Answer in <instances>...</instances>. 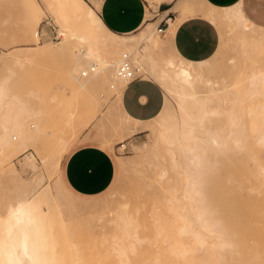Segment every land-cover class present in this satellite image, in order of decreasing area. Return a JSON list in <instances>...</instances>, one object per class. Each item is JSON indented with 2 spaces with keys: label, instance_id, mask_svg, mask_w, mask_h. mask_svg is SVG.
<instances>
[{
  "label": "rangeland",
  "instance_id": "rangeland-1",
  "mask_svg": "<svg viewBox=\"0 0 264 264\" xmlns=\"http://www.w3.org/2000/svg\"><path fill=\"white\" fill-rule=\"evenodd\" d=\"M48 1L0 0V68L2 67V59L7 54L11 56L13 53L29 50L30 46H36L43 42H50L55 45L61 41L62 36L60 35L59 24H57V20L61 17L58 11L61 5L50 3L48 5ZM87 1L90 2V0ZM253 9L257 18L264 21V0H256ZM64 13L63 15H65ZM193 14L191 11L186 16ZM239 25L237 23L229 24L226 21L217 24L220 30L218 46L211 57L203 60L206 61L204 64H200L201 61L194 63L182 58H176L173 64L170 62L169 65H166L165 62L172 57L174 58V55L170 52L167 55H162L160 48L163 44L162 34L157 32L156 28L154 30L153 28L151 29V37L155 35L160 40V47L156 48V52L151 51L152 55L145 48V44L149 41V38H144L138 44V48H136V50L138 49L137 53L142 54L138 65L142 68L144 75L150 73L161 83L164 91V101L161 109L147 122L130 117L123 110L121 101L110 95L108 83L102 82V80L96 77L88 79L82 76L78 78V81L73 80L70 76L68 77L71 64L66 62V53L59 54V56L58 54H53L41 57L32 64L23 63L22 65L12 60L9 61L0 71L5 91L4 106L2 105L0 109V123L5 118L3 115L20 103L31 105L35 116L27 121L25 136L20 140H16L22 141L21 148L11 152L13 157L6 161L5 170H0V221L4 217L8 204L13 203L18 198L25 199L31 203L38 223L47 235L45 241L49 243L50 248L58 251L59 255H61V252H64L62 253L64 258L68 255L71 257L70 250L81 249L83 256L88 257L89 261H92L94 264H117L113 262L115 261L113 243L118 241V239L111 237V235L115 234L113 233L115 232L114 219L117 217L116 212L119 205L128 201L129 195H124V193L127 192L132 197L136 194L137 196L135 195L134 198H136V202L140 206L145 205L144 199L145 201H149L152 199L150 197L153 196L155 200L157 197H161L159 199H162V195L166 194L167 197L166 199L165 196L163 197L162 205L160 204L161 201L157 203L158 199L153 201V198L152 201L150 200L148 206L146 204V207L143 208L147 212L144 213L141 207L140 211L146 214V218L148 217V220L144 217L145 221L148 222L143 220V223H147L148 226L150 224L147 228L152 226L150 210H153L154 207V211L156 209L158 213V211L160 212V210L164 209L156 204L163 206L164 203V206H167L166 201L170 194H183L181 190L183 187L182 174L180 172L182 168L180 166L183 165L182 163L185 159L182 151L176 150L173 154L168 152L159 134V131H162L171 122L176 121V119L180 127H182L184 113L179 109L176 97L172 93L173 88L177 86L174 83L176 81L171 77L173 71L182 67L193 68V72L197 77L193 80L194 84L192 88L183 87V89L185 92H198L197 103H201V109L198 110L193 107L196 101L187 100L184 105L185 109L196 116L201 114L203 109L208 111L204 124L195 126L194 128L201 131H204L206 128L214 132L220 131V135L228 140L225 146L233 145L229 139L233 135L250 139L251 141L245 142L249 150L247 149L246 154H240L239 157L238 154H235L234 158H238L234 159V161L238 163L243 162L244 164H250L254 161L250 157L255 152L254 146L257 143H254L252 139L257 135L256 130H264V74L256 75L264 72V59H262L264 58V45L260 44L257 47V45L252 44L253 48H249L251 50H249L250 53L256 59L260 58L262 61L257 60L258 62H255L256 59H253L254 56L250 54L241 55L240 52L236 53L234 47H231L228 43V40L232 41L234 38L232 30L235 28L236 30L240 29ZM41 26L47 29V33L40 37L38 35L33 40L32 33L38 32ZM223 32L227 38L226 45L223 44L222 40ZM141 33L135 34L133 38L139 40ZM256 47L261 52L257 51ZM254 50L256 54L253 52ZM145 52L148 54L146 53V55ZM259 54L263 56L261 55V57ZM231 56L235 57L233 63H229V57ZM247 56H250V58ZM86 61V59H82L81 62L77 60V63H80L81 68ZM144 64L147 66V69L144 67ZM206 78L210 80L211 84L208 85L204 82L203 79ZM211 89L215 90V93L211 94ZM14 102L17 104H14ZM123 116L132 118L135 121L133 126L135 128L144 127L143 130L145 131L122 135V132L119 130V133H116L118 130L116 128L121 122L127 123ZM233 116L239 117V120L234 122L235 124L232 123ZM29 123H32L34 128H28ZM236 130H239L240 133L235 132ZM230 131L232 133L228 134ZM168 132H171V129ZM81 134L84 135L80 136ZM119 137L120 139H118ZM105 139H108V141H105ZM88 140L94 141L99 146L107 149L112 153L115 160L117 157L127 160L126 162L128 160L133 161L129 163V165L132 164L131 167L129 165L123 169L115 167L113 179L103 192L93 196H81L69 190L63 183L61 160L76 145ZM110 141L111 149L108 143L105 144ZM121 141L127 144V148L124 150L120 147L117 148L118 143ZM143 144H146L144 145L145 147ZM215 146L213 145V147ZM137 151H139L138 154ZM27 154H31L33 159L32 164L24 161V157ZM226 157L223 158L225 161L228 160ZM258 159L260 163L264 164V148H259ZM219 160L222 161L220 158ZM228 165H224L221 168V177H224V181L230 185H234L235 183L238 190L241 185L235 181L239 182L238 174L242 175L244 173L242 176L245 177L246 169L241 172L242 165L238 169L236 167L238 165L233 164L234 166L231 168L234 169L235 167L239 171H236V176L235 169H230L232 170L230 171V165ZM226 167L228 168L227 170ZM251 167H253L252 164ZM230 174L238 179L236 180L232 176L230 178ZM217 176L221 178L220 175H210V178L213 179ZM244 177L242 178L244 179ZM246 179L243 180L245 181L244 183L242 181L240 184H243L241 187H244L246 184L247 186L243 189L240 187L238 191L246 196L248 194L251 195V199L255 198L254 202H256L258 200L256 198L261 195V192L256 193L258 189L254 188L251 189L252 194L248 193L250 188H248ZM246 188H248V192ZM214 192L212 190L210 192L208 190L205 191L206 194H226L227 190ZM146 196L149 198L148 200H146ZM141 200L142 203L144 202V205L141 204ZM151 202H153L154 206H152ZM241 202L239 204L238 201L236 207L229 209V212L225 214L228 220L238 217L242 221V224L230 227L231 229L229 228V230L232 233H237L235 236L241 240H238L240 242L238 244L246 252L244 250L242 252V249L237 244L241 252H239L240 250L236 251V249L238 250L237 246L233 249L234 252L232 250V255L228 252V259L230 260L231 257L228 264H238V261L235 259H238L239 263L242 259H245L244 262L246 263L250 261L246 260V258L251 259L252 257L256 259L258 264H264V260H262V255L264 257V249L262 248L264 245L262 244L264 242L262 244L259 243L262 241H257L260 238L256 234L257 232H261L259 234L261 236L264 235V231H262V228L264 229V214H262L264 213V209H253L252 211H255V213L250 211L251 208L245 205L247 201ZM248 203L251 204L250 202ZM167 208L165 207L164 212H160L159 214L163 218H166V222H169L171 213H166ZM231 212L232 214H230ZM251 213L257 214L256 217L259 216V218H255V215ZM261 220H263V223ZM253 223L260 226V228L256 225L258 230L257 227L255 229V225H252ZM166 226L169 228L168 225ZM152 227L150 228V232L144 231L145 235L151 233V229L154 230ZM239 232L241 233L239 234ZM152 233L149 236H152ZM250 234L256 235L257 238L254 235L250 236ZM243 236L246 237V243L250 242L253 245L247 243L248 245L244 246V241L242 242ZM261 239L264 241V238ZM162 242L164 244L160 241L161 247H163V250H166L167 241ZM104 243H107L108 248H105L106 245ZM241 243L244 245H241ZM151 245L150 249H152V252L149 251L152 255L155 250L157 251V248L155 244ZM247 249L249 251L248 254H246ZM68 250L69 252L65 256V252ZM104 250L108 252H104ZM260 252L262 254L259 255ZM104 253L108 254V257ZM259 258L261 263L258 261ZM69 259L68 256L64 260V264H70ZM108 260H113V263H108ZM250 262L248 263L250 264Z\"/></svg>",
  "mask_w": 264,
  "mask_h": 264
},
{
  "label": "bare ground",
  "instance_id": "bare-ground-1",
  "mask_svg": "<svg viewBox=\"0 0 264 264\" xmlns=\"http://www.w3.org/2000/svg\"><path fill=\"white\" fill-rule=\"evenodd\" d=\"M147 1L149 3L152 2V0ZM186 1L187 0H183V3H186ZM100 2V0L93 1L94 6H92V3L90 5L86 0H49L48 5L49 3L53 5H61L59 6V10L56 8V10H58L61 15L60 19L57 20V24H59L60 28V35L62 36L61 41L57 42L55 45H53L54 43L51 44L50 42H43L37 44L36 46H30L29 50L13 53L11 56H8L7 54V56L5 55L6 57L2 59V67L0 68V71L11 60L22 65L23 63L32 64L41 57H47L53 54H58L59 56V54L66 53V62H68V64H71V69L69 71L68 77L70 76L75 81H78V78L82 76L88 79L96 77L97 79L102 80V82L104 81L108 83L107 86L110 88V95L120 100L121 92L125 83L122 80L118 79L114 73V67L118 61L120 54L123 51L129 52L132 56L133 61L138 64L139 60H141L142 55H140V53H137L138 49L136 50V48H138V44L144 38H149V41L145 44V48H147L151 53V51L156 52V48L160 47V40H158L155 35H152L151 37V29L153 28L154 30V28L156 27H154V24L152 25L149 22H147L140 31V33H142L139 40L133 38L135 34L120 35L113 32L105 26L96 12V9H99ZM239 9L228 8L221 13H216L217 11H215V8L204 3L199 10L201 15H203L213 23L219 24L226 21V23L228 22L229 24H240V29L238 28V30H236L235 28L234 30H232V35H234V38L232 39V41L228 40V43L231 45V47H234L236 53L240 52L241 55H253L250 53L251 50L249 49L250 47H252V44L257 45V47H259L258 45L260 44L264 45V27L255 26L254 24L246 20ZM63 13L65 15H63ZM192 13L194 12L192 11ZM150 16V12L147 11L146 18ZM38 35V32H33L32 39L34 40V38L38 37ZM222 40L223 44L226 45L227 38L224 32ZM257 47L256 50L260 51ZM24 48L26 49V47ZM253 52H255V50ZM146 53L147 52H145V54ZM151 54L153 55V53ZM261 55L259 54V56ZM247 57L250 58V56ZM82 59H86L87 61L80 68V63H77V60L78 62H81ZM253 59H256L255 56ZM262 59L258 58L255 60V62L257 60L262 61ZM234 61L235 57H229V63H233ZM170 62L171 64H173L175 62V58L172 57L170 60L166 61L165 64L169 65ZM205 62L206 61H201L200 64H204ZM98 66L99 68H97ZM83 71L85 74H82ZM262 74H264V72L256 75L259 76ZM171 77L177 82H174L177 87L173 88L172 93L176 97L179 109L184 113V120L182 123V127H180L176 119V121L174 120L173 122H171L162 131H159V134L163 143L166 145V149L168 150V152L173 154L176 150L182 151V155L185 159L182 163L183 165L180 166L182 168L180 172L182 174L183 187L181 188V190L183 191V194H170L167 198V201L164 200L168 204L167 206H164L163 203L164 207L161 205L162 200L164 199L163 197L165 196V199L167 197L166 194L162 195V199H159L161 197H157L158 201H156L157 199L155 200L154 196L150 197L152 199L154 198L153 201L155 200L157 203L161 201V205L156 204L161 208H164L162 211L157 208L160 210V212H164L165 207H168V211L166 210V213H171V219H168L169 222H166V218H163V216L159 214V211L157 213L156 209L154 211L153 207V210H150L151 218H149L150 220L152 219L153 227H151L154 228V230L151 229V233L153 231L154 233H152V236H149V234L151 235V233H149L151 227L147 228L150 226V224L148 226L147 223H143V220H148V217L146 218V214H143L142 211H144L143 208L146 207V204L148 206L150 200L152 201V199H150L149 201H145L144 199V202H146L145 205L141 200L140 202L144 206H140L139 203L136 202V198H134L136 194L132 197V195L125 192L124 195H129L128 201L124 204L119 205V208L116 212L117 217L114 219L115 232L113 233L115 234H112L111 237L117 238L118 241L113 243L115 261H112L117 264H228V262L231 260V257L230 260L227 257L228 252L231 253L232 250L236 248V246L238 247V243H240L238 242L239 239L237 238V236H235L237 235V233L233 232V234L229 230V228L242 224V221H240L238 217H234L232 220H228L225 213L229 212V209L236 207L238 201L239 204L241 201H247V204L245 205L251 208L250 211L258 208L259 210L264 209V164L258 161L260 159H258L259 148H264V130H256L255 132L257 133V135L252 139L254 143H257V145L254 146L255 152H253L250 157L254 161H252L250 164H244L243 162L238 163L234 161V159H237L240 154H246L249 149L248 145H246L245 142L251 140L243 137L241 138V136L239 135H233L229 138L233 145L225 146V143L228 140L220 135V131L214 132L210 131L207 128L204 131L195 129V126L204 124L208 111L203 109L202 113L196 116L187 112L184 107L185 101L189 100L196 101V103L193 104V107L197 108L198 110L201 109V103H197L198 92H185V90L183 89V87H193V80L197 78L195 76V73L193 72V68L182 67L176 69L172 72ZM199 77L201 76L199 75ZM203 80L204 82H206V84H211L208 78ZM81 84L83 85V83ZM4 92L3 81L0 75V109L2 105L4 106ZM210 93H215V90L211 89ZM15 103L16 102H14V104ZM34 116L35 115L32 106L27 105L26 103H20L19 105L17 104L14 109L11 108L6 114L3 115V117L5 118L0 123L1 171L2 169L5 170L6 161L9 158L13 157L11 155V152L13 150L16 151L21 148L22 141L16 140H20L23 138V136H25L27 121L34 118ZM123 117L124 119H126L127 123L121 122L116 128L118 129L116 133H119L120 130L122 132V135L134 134L137 130H142L144 128H135L133 126L135 121L132 118H130L129 116ZM237 120H239V117L233 116L232 123L235 124L234 122ZM28 128H34L32 123L28 124ZM170 129L171 132H168L170 131ZM235 132L240 133L239 130H236ZM231 133L232 131L228 132V134ZM118 139H120V137ZM105 141H108V139H105ZM107 143L110 146L111 141L106 142L105 144ZM144 145L146 144H143V146ZM213 145L216 146L213 147ZM138 153L139 151H137V154ZM235 154H238V157L234 158ZM224 157H226L228 160L225 161L223 159ZM219 158L222 159V161L219 160ZM24 161L26 163L32 164L33 159L31 154H27L24 157ZM115 161L116 166L123 169L126 168L133 160H128V162H126L127 160H122L116 157ZM227 161L229 165L230 163L232 164L229 166ZM173 162L175 163V161ZM233 164H237L238 166L236 167H238V169L240 168V165H242L241 167L243 169H240L241 172H243L242 170L246 169L245 177L242 176L244 173L242 175L238 174L239 179L232 175L234 172L235 175L237 172H239L237 169H235V167V170L231 168L232 166H234ZM251 164L253 165V167H251ZM131 165L132 164H130L129 166L131 167ZM224 165H228L230 167L229 170H234V172L229 176L230 178L235 177L236 180L238 179L239 182L234 180L235 182H237V184L242 186L243 184L240 183H242V181L247 178L246 180L248 182V188H250V191L248 190L249 192L247 191L248 188H246V191L248 193H251V189L254 188L258 189V191L255 190L256 193H258L259 191L261 192V195L256 198L258 199L256 202H254L255 198L253 200L251 199V195L248 194L246 196L238 191L241 186H239L237 190L235 183L234 185H230L229 183H226V181H224V177L222 178L220 173V170ZM227 169L228 168L226 167V170ZM210 175H220L221 178L217 176L218 178L216 177L212 179L210 178ZM241 176L244 177V179ZM228 179L227 181H229ZM244 182L245 181H243V183ZM245 186H247V184ZM244 187L241 188L243 189ZM206 190H208L209 192L211 190L215 192L220 190H227V193L206 194ZM232 190L234 191L232 192ZM146 198V200L149 199L147 196ZM248 202H250L251 204H249ZM152 203L153 202H151V204ZM152 206L154 205L152 204ZM141 207L143 209L142 211H140ZM145 212L147 211H144V213ZM230 214H232V212ZM251 214L255 215V218H259V216L256 217L257 214ZM248 216L250 215L248 214ZM144 217L146 219H144ZM241 220H243V218H241ZM263 220H261V222ZM248 224L250 223L248 222ZM166 225H168L169 228H167ZM252 225H255V229L258 226L254 223ZM258 227L260 228V226ZM146 230L149 231V234L145 235L144 231ZM262 231H264L263 228ZM240 233L241 232H239V234ZM259 233H256L260 238L257 241H262L259 242L262 244L264 241L261 238H264V235L261 236ZM254 234H250V236ZM247 235L249 236V234ZM254 236L256 237V235ZM245 238L246 237L243 238L244 240L242 239V242L244 241L243 243L245 245L243 243H241V245L246 246L250 243L247 242V244L245 242L247 241ZM46 239L47 235L43 232L42 227L39 225L36 213L31 203L22 198L16 199L13 203L7 205L4 217L0 221V264H64V260L68 256L70 258V264H94L92 261H89L88 257L83 256L81 249L70 250L71 257L70 255L66 256L69 250L66 251V258H64L62 256V253L64 252H61V255H59L57 253L58 251L50 248L49 243L45 241ZM160 241L162 244H164V242L162 241H167L168 248L166 247V250H163ZM151 244H155L157 248V251L155 250L152 255L150 253V251L152 252V249H150L152 246ZM104 245H106L105 248H108L107 243H104ZM262 245H264V243ZM239 247L241 248L240 245ZM239 247L238 250L236 249V251L240 250ZM158 248L160 249L158 250ZM262 248L264 249V246ZM107 250H104V252H108ZM243 250L244 249H242V252H246V250ZM239 252H241V250ZM248 252L249 251L247 249L246 254H248ZM260 254H262V252H260L259 255ZM230 255H232V253ZM106 257H108V254L106 255ZM252 258H246V260H250L252 262ZM256 258L258 259V257ZM254 259L255 258H253V262H256V259ZM235 260L238 261V264H241L245 259H242L240 263L238 259ZM262 260H264L263 255ZM112 261L108 260L107 262L113 263ZM258 261L259 263H261L260 258ZM248 262L246 263L249 264ZM251 262L250 264L255 263ZM246 263L244 262L243 264ZM256 264H258V262H256Z\"/></svg>",
  "mask_w": 264,
  "mask_h": 264
},
{
  "label": "crops",
  "instance_id": "crops-1",
  "mask_svg": "<svg viewBox=\"0 0 264 264\" xmlns=\"http://www.w3.org/2000/svg\"><path fill=\"white\" fill-rule=\"evenodd\" d=\"M93 1L99 0L87 2L94 6ZM100 1L99 9H96L98 16L107 28L120 35L137 34L147 22L156 27L161 18L166 19L168 24L165 22L164 33H161L162 55L170 52L175 59L182 58L194 63L211 57L219 42L220 30L217 24L200 13L199 9L204 3L215 8L216 13L228 8H240L239 11L246 20L255 26L264 27V21L257 18L253 9L256 0H187L186 3L183 0H152L151 3L147 0ZM147 11L151 14L148 18ZM191 11L195 14L186 16ZM144 67L147 69L145 64ZM120 101L123 110L130 117L147 122L161 109L164 91L158 79L147 73L124 85ZM143 131L145 130H137L134 134ZM115 167L116 161L112 153L88 140L79 143L63 156L62 180L75 194L93 196L110 185Z\"/></svg>",
  "mask_w": 264,
  "mask_h": 264
},
{
  "label": "built area",
  "instance_id": "built-area-1",
  "mask_svg": "<svg viewBox=\"0 0 264 264\" xmlns=\"http://www.w3.org/2000/svg\"><path fill=\"white\" fill-rule=\"evenodd\" d=\"M165 22H167L166 19L162 20L161 18L159 20V22L156 25L157 32L159 33L164 32ZM45 33H47V29H45L44 26H41L38 29L39 37L44 35ZM114 73L118 79L122 80L125 83V85L134 79L144 76V72L142 68L133 61L131 54L127 51H123L120 54L118 61L114 67ZM82 74H85L84 71L82 72ZM119 147L123 150L127 148L126 142L123 141L119 142L117 148Z\"/></svg>",
  "mask_w": 264,
  "mask_h": 264
}]
</instances>
